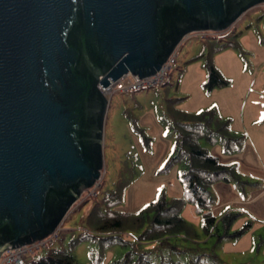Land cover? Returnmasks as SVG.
<instances>
[{"label":"water","instance_id":"water-1","mask_svg":"<svg viewBox=\"0 0 264 264\" xmlns=\"http://www.w3.org/2000/svg\"><path fill=\"white\" fill-rule=\"evenodd\" d=\"M264 0H0V258L52 235L101 179L99 85L154 76L191 34Z\"/></svg>","mask_w":264,"mask_h":264},{"label":"rangeland","instance_id":"rangeland-1","mask_svg":"<svg viewBox=\"0 0 264 264\" xmlns=\"http://www.w3.org/2000/svg\"><path fill=\"white\" fill-rule=\"evenodd\" d=\"M225 42L230 44L222 47ZM179 47L165 87L112 98L104 131L101 187L95 195H82L53 247L71 251L79 264H112L134 251L157 264L164 258L182 264H264V4L226 32H208L205 39L194 33ZM208 59L228 86L205 89ZM203 115L205 124L198 127L204 119L196 117ZM193 128L200 132V146L238 173L211 187V212L217 218L211 229L214 234L206 233V212L190 202L182 216L195 228L197 238L173 237L169 246H161L140 244L141 232L130 227L100 233L98 222L110 219V214L137 217L161 198L185 199L186 164L174 160L182 130L191 134ZM121 168L127 171L121 178L124 188L119 181ZM117 187L124 191L121 203L95 213ZM228 214L235 218L229 235L220 239L222 218ZM108 237L116 238L105 240ZM48 253L49 249L41 250L35 259Z\"/></svg>","mask_w":264,"mask_h":264},{"label":"trees","instance_id":"trees-1","mask_svg":"<svg viewBox=\"0 0 264 264\" xmlns=\"http://www.w3.org/2000/svg\"><path fill=\"white\" fill-rule=\"evenodd\" d=\"M228 44L230 43L225 42V45H222V47ZM206 69L208 71V82L205 84V89L208 92L229 85V81L225 79L219 69L215 67L212 59L207 60ZM205 117L207 116L203 115L196 118L202 120ZM205 119L199 122L201 124H198V127L205 124ZM198 134H200V132L196 131L194 128L191 134H186L182 130L179 136L177 156L174 160L175 163L182 161L186 164L187 169L183 175L185 199L169 202L165 198H161L146 206L137 217H130L126 214H110L108 216L111 217L110 219L104 222H102V220L98 222L99 232L112 233L122 230L124 227H130L141 232L139 236L140 244L159 243L161 246H169V239L173 237L185 235V238H197L198 236L195 228L182 216L186 202H190L195 204L199 210L206 212L204 215L206 233L208 235H213L214 233L211 232V229L216 225L217 218L211 212V207L214 203L211 187L218 180L230 181L237 177L238 173L234 167L222 164L218 157L211 155L206 149L202 148L199 144ZM126 174V169L121 168L119 171V181L122 186L124 183L121 178H124ZM120 187L107 193L105 200L101 202V207H99L95 213H100L99 211L108 208L110 204L118 205L121 203L124 191L121 190ZM234 218L232 214H228L222 218L224 235L220 236V239L229 235V230ZM89 221L94 222L95 220L90 219ZM62 236L61 233L58 242L61 240ZM92 237L94 239L99 238L97 236ZM115 238L116 237H108L105 240L110 241ZM53 247L49 249V253L45 257L37 260L34 259L29 264H79L71 251L55 249ZM112 264L157 263L153 262L147 254L134 251ZM159 264L182 263L174 262L170 258H164Z\"/></svg>","mask_w":264,"mask_h":264},{"label":"built area","instance_id":"built-area-1","mask_svg":"<svg viewBox=\"0 0 264 264\" xmlns=\"http://www.w3.org/2000/svg\"><path fill=\"white\" fill-rule=\"evenodd\" d=\"M200 33L203 35L204 39L208 37V32H200ZM192 35L193 34L188 36L186 39L190 38ZM179 46L169 57L168 61L162 66L161 70L158 71L154 76L140 79L138 76H132L129 74L121 78L117 82H111V84L106 88H104L102 85H99V89L101 93L109 101V111L112 108L111 106L112 98L117 94L128 95V94L139 93L143 91L165 87L167 84V78L177 63V59L179 56V48H180ZM101 179L98 180L92 188L88 189L83 194H88V196L95 195L96 194L95 192L99 191L98 187H101L100 184ZM60 229L61 226L57 228L52 235L41 241H37L31 245H26L14 250L6 251L0 258V264L31 263L35 259L36 253L44 249H50L58 242L60 236Z\"/></svg>","mask_w":264,"mask_h":264}]
</instances>
